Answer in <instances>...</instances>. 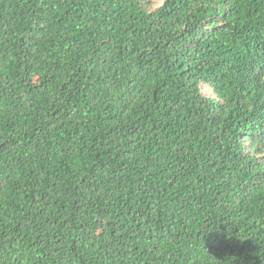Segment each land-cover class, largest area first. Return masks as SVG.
Here are the masks:
<instances>
[{"label": "trees", "instance_id": "trees-1", "mask_svg": "<svg viewBox=\"0 0 264 264\" xmlns=\"http://www.w3.org/2000/svg\"><path fill=\"white\" fill-rule=\"evenodd\" d=\"M0 264H264V0H0Z\"/></svg>", "mask_w": 264, "mask_h": 264}]
</instances>
